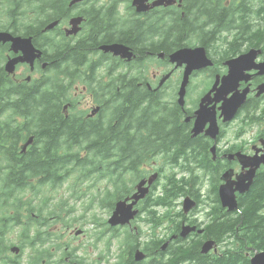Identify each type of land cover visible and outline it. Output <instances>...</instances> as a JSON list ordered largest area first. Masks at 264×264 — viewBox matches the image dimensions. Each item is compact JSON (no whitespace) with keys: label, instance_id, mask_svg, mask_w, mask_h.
I'll return each instance as SVG.
<instances>
[{"label":"flooded vegetation","instance_id":"af4514ba","mask_svg":"<svg viewBox=\"0 0 264 264\" xmlns=\"http://www.w3.org/2000/svg\"><path fill=\"white\" fill-rule=\"evenodd\" d=\"M71 1L69 0L63 9L58 8L57 18L38 26L39 30L31 31L30 36L35 40L36 46L42 49L43 55L35 62L34 69H31L27 63L18 64L13 77L22 84L42 79L44 84L58 81L59 95L63 100L60 105V123L58 130L53 132L46 127L45 135L69 143V148L60 151V154L78 156L85 160L86 157L99 156L102 149L109 151L115 148L118 143L124 149V163L116 173L123 172L125 178L121 181H115V177L101 179L99 189L106 186L113 189L119 184L120 187L129 189L126 194L129 196L132 195L130 189L133 187L135 192L142 178L148 179L158 173L148 200L155 196L157 188L164 187V182H168V179L164 180L163 173L164 168L170 165L173 171L169 174V182L174 179L180 181L182 185L186 183L188 190L185 189L184 194L189 195L195 205L188 211L184 209V204L178 208L176 215L179 219L165 223L168 225L167 230H170L168 235L177 234L186 222L197 224L203 232L200 233L197 229L185 238L188 242L195 241L202 237L199 235L204 234L209 225L215 224L217 218L225 219L228 215L236 213L227 211L218 193V188L227 182L225 176L231 173L230 180L236 181L239 175L248 173L249 167L244 168V164L250 160L249 157L264 154V93L258 95V87L264 83V74L258 75L253 71L254 75L249 83L245 81L240 83L241 90L248 84L251 85L248 99L233 121L224 122L220 117L219 109L224 100L218 102L217 91L212 93L210 91L215 78L221 74L217 72V61L225 65L226 58L220 55V60H216L213 68L197 73V75H205V85L196 96H191V93H194V85L192 88L194 77L191 78L187 86L185 104L181 105L178 99L184 71L183 69L172 71L167 68L170 54L174 50L152 53L147 50L142 52L137 47L129 46L134 56L128 60L101 49L100 46L105 44L102 43L105 35L116 36L111 40L119 43H123L120 42L122 38H130L131 29L130 31L128 29L131 28V21L128 5L121 11L119 4L111 3L112 0H84L74 5L70 4ZM74 17L82 18L81 30L76 34H68L67 30L72 27L70 22ZM54 21L58 22L57 25L51 30H45ZM140 23L143 24L142 21ZM132 24L135 38L145 37V33L140 31L141 24L133 22ZM36 25L37 22H28L25 27L32 29ZM110 26L119 28L111 31ZM123 27L128 29L124 31ZM111 40L108 43H113ZM59 42L63 43V46L59 45ZM55 43H58V50L61 53L55 54L56 51L50 49ZM71 47H80L86 51L72 52L68 50ZM16 55L12 51L7 52V57ZM51 60L58 61L60 68L48 69ZM147 60L158 61L164 71L160 70V73H156L155 68H145ZM258 61H264V50ZM45 62L47 65L43 69ZM21 68L23 70L20 72ZM27 69L33 73V76H24ZM149 72L152 74L150 75ZM176 72L180 74L179 77L178 75L175 77ZM37 73L39 75L34 78ZM169 73L171 75L168 76ZM135 93L141 95L140 100L135 108H129L132 105L125 98L130 96L135 100L137 97H132ZM206 95L207 99L211 100L207 110L216 113L218 118L219 132L215 136L208 132L211 122L205 125L200 134L194 135L193 131L197 111ZM230 96L231 94L228 95ZM246 104L249 106L244 108ZM246 109L252 110L250 118L245 117ZM17 122H21V119H17ZM232 124L236 126L231 127ZM233 129L236 130L235 135L229 136ZM31 136L34 137L33 142L28 147L35 142V134H31L26 141L20 143L21 148ZM157 156L164 160L159 168L157 161L153 160ZM133 159H139L137 169H131ZM119 160L120 158L116 159ZM183 160L184 164H182ZM114 162L115 160L112 159L110 164ZM152 162L153 168L150 167ZM99 168L103 166L99 167L96 160L91 181L99 177ZM262 169H264L263 164L257 170L253 185ZM182 171L186 172V178L179 180L178 174ZM130 173L135 174V180L131 179ZM206 176L210 178L209 184L205 180ZM239 195L237 193L238 198ZM146 204L145 200L138 205L139 215L128 227L137 229V220L145 217L149 211ZM4 212V209H0V215ZM12 217L13 214L11 219ZM7 220L0 224L4 226L6 233H10L8 229L13 226H9ZM103 226L101 225L100 229ZM126 227L119 226L113 229L109 226L103 227V232L111 233ZM207 239L203 238V242ZM77 248L80 250L81 246ZM110 256L105 262L99 259L92 261L91 264H111L114 254ZM112 264H115L114 261Z\"/></svg>","mask_w":264,"mask_h":264},{"label":"trees","instance_id":"16d2710c","mask_svg":"<svg viewBox=\"0 0 264 264\" xmlns=\"http://www.w3.org/2000/svg\"><path fill=\"white\" fill-rule=\"evenodd\" d=\"M68 1L0 0V29L30 35L32 30H39L38 26L57 18L58 8L66 7ZM144 21L147 24L144 25ZM25 22H37V25L31 29L25 27ZM133 23L141 24L140 31L145 33V37L135 38L133 28L123 27L124 31L131 29L130 38L115 41L137 47L142 52H170L194 46L195 42L208 49L216 47L215 54L221 53L226 58L254 45L264 48V0H183L182 8L159 7ZM118 28L110 26L111 31ZM114 38L116 36L105 35L102 43L107 44ZM59 45L63 46V43L59 42ZM6 47L0 46V209H4L6 214H11L12 210L15 213L12 219L16 224L22 223L19 211H27L28 229L31 225L36 229L34 234L25 232L19 236L22 244L33 250L29 261H12L11 264H43L48 243L52 238L54 241L59 238L49 230L42 232L43 225L51 217L67 226L74 225L79 219L77 215H73L75 210L72 206L69 208L68 200L58 203L61 208L58 211L56 197L46 192L44 187L63 184L72 173H78V183L79 177L85 182L93 174L96 160L99 167L103 166L98 170L99 180L106 177L117 179L120 176L124 179L123 172L116 173L124 163V149L118 143L115 148L109 151L102 149L99 156L86 157L85 160L78 156L60 154V151L69 148V143L45 135L46 127L53 132L58 130L60 123V105L63 100L59 95V83L51 81L44 84L43 79L23 84L15 82L4 68L8 52ZM58 48V43L50 46V49L56 51L55 54L61 53ZM68 50L86 51L80 47ZM59 68L58 61L51 60L48 69ZM223 70L222 63H219L217 72L223 73ZM140 96L135 93L132 96L137 97L135 100L126 96V101L132 105L129 108L136 107ZM248 106L246 104L244 108ZM244 111L245 117L250 118L252 110ZM20 118L24 120L18 123L17 119ZM30 134H35V142L22 152L20 143ZM117 158L120 160L116 161ZM112 159L115 162L110 164ZM138 163L139 159H133L131 169H137ZM124 188H116L117 193L121 191V197L129 192L127 187ZM185 189L188 190L186 183L182 185L180 181L172 179L162 196L155 195L146 200V206L150 209L148 221L157 225L163 223L165 217L159 214L157 207L172 206L173 201L184 195ZM74 195L75 199L82 197ZM239 200L240 209L235 215H228L225 219L217 218L215 224L209 225L205 233L199 235L202 237L193 242L180 239L179 242L170 244L166 250L163 249L166 236L147 237L141 230L142 234L135 237L134 232L126 230V243H123L124 247L116 264H251V254L264 250V170L260 171L250 192L240 195ZM96 203L97 200H90L87 210L92 209V205ZM31 212L34 216H30ZM203 238L226 240L230 246L225 251L221 249L218 253L204 254L201 250ZM10 242L11 238L6 236L4 226L0 224V264H9L4 254L8 251ZM139 246H143L147 253L142 261L136 260L134 256ZM124 253L130 256L124 258Z\"/></svg>","mask_w":264,"mask_h":264},{"label":"water","instance_id":"95a60500","mask_svg":"<svg viewBox=\"0 0 264 264\" xmlns=\"http://www.w3.org/2000/svg\"><path fill=\"white\" fill-rule=\"evenodd\" d=\"M84 0H72L71 5L83 2ZM177 2V0H133L132 5L136 7L137 12H147L151 9L160 6H170ZM57 21L50 23L46 30L53 29L57 25ZM71 28L67 30L68 34H76L81 30V17H74L71 19ZM11 43V50L14 53H19L14 57H10L5 64V70L12 74L16 72L17 65L19 63H29L34 69V65L37 59L43 55L42 49L38 48L33 40L32 36L14 35L10 31L0 30V44ZM104 52H111L114 55L122 56L131 60L134 56L131 48L125 44L114 42L107 43L100 46ZM262 54L261 49L252 48L249 51L238 55L237 57L226 60L225 64L228 66V72L223 77L218 75L213 89L210 91H217L218 102L224 100L220 106L221 117L224 121L232 120L239 112L240 108L247 100V95L250 92V86L239 89L242 81L249 82L253 76V70H258V75L264 74V61L258 62V57ZM172 63H176V67L185 65L184 81L180 91V104H184V95L186 92V86L190 81V76L195 70L204 69L214 62L209 57L208 50L205 46L196 47H182L170 55ZM46 66V64L44 65ZM264 93V84L259 86L258 95ZM231 94L230 97L228 95ZM209 95V94H208ZM216 100V99H215ZM211 103V100L207 99V95L201 101V108L197 111V118L195 121V127L193 129L194 135L201 133L208 122L210 126L208 132L215 136L219 132L218 121L216 113L208 111L207 107ZM33 142L31 137L24 145V149ZM250 160L244 164V168L249 167L248 173H242L238 176L236 181L230 180L231 173L225 176L227 182L220 186L219 194L224 207H227L229 211H235L239 208L237 200V192L244 194L249 191L253 185L254 178L256 176L257 169L264 163V154L261 156L249 157ZM156 175H153L149 179V184H152ZM146 180L141 181L137 186V192L134 193L131 198L128 197L123 200H119L116 204V209L113 216L110 218V223L114 226L125 225L129 223L138 213L137 209H134L135 205L148 194L150 187L145 186ZM132 199V201H130ZM195 205V202L188 196L184 202V208L188 211ZM196 229V226L184 225L181 236L187 237L190 232ZM203 230H199L202 232ZM82 233V230H78L76 234ZM215 240H208L202 246V252L204 254L209 253L215 245ZM168 242L164 244L163 249H166ZM13 251L19 252L20 248L14 246ZM146 254L138 249L136 252V259L143 260ZM251 264H264V251L258 252L251 258Z\"/></svg>","mask_w":264,"mask_h":264},{"label":"rangeland","instance_id":"374dc122","mask_svg":"<svg viewBox=\"0 0 264 264\" xmlns=\"http://www.w3.org/2000/svg\"><path fill=\"white\" fill-rule=\"evenodd\" d=\"M119 4V8L121 11H123L125 9V6L128 5V2L125 0H120L118 2ZM1 26V25H0ZM197 43H193V45H196ZM215 50L216 47H213L211 49V52L215 54ZM221 55V53H217L216 57L219 58ZM148 69H157L156 73H160L159 71H164L162 69H164L158 61H150L147 60L145 62V68ZM167 68H170L175 71L179 68L174 67V65L169 64L167 66ZM21 70H23L22 68L19 70L21 72ZM172 70V71H173ZM181 69H179L180 71ZM158 71V72H157ZM149 74L151 75L152 73L149 72ZM33 76V73L27 69L24 73L25 77L28 76ZM39 75V73L34 75V78H36ZM147 75V74H146ZM178 72H176L175 77H177ZM180 76V74L178 75V77ZM205 75L204 74H198L195 76V78L192 80V88L194 85V93H191V96H196L197 93L201 90V88L205 85V81H204ZM235 124H232L231 127H235ZM236 130L233 129L230 131L229 136H234L235 135ZM25 141V140H24ZM23 141V142H24ZM157 161V167L159 168L160 166L163 165L164 160L161 157H155V159ZM182 164H184V160L182 162ZM150 167L153 168V162L150 164ZM173 171V168L168 165L164 168V176H169V174ZM76 174H73L72 176H70L68 178V180L63 183V184H59L56 185V187L54 185H46L44 187V190L46 192L51 193L52 195H54L56 197L55 199V203L58 204L60 203V201L63 200H71L69 202V205H74L75 209L77 210L76 213H78L79 215L82 214V219H80V221L78 222V224L72 226V227H67L65 224L63 223H57L54 224V221H52L53 224V228L51 229V231L56 235L59 236V240L56 242V247L59 246H66V245H70L72 248H77V246H81V249H77V252L75 254V256H79L81 258H84L85 262L84 264H91L92 261L94 260H104L103 262H105L106 258L111 257L110 255H115V257L117 256L118 253V248L121 244V239L120 237L122 236L123 232L121 230V232H118V235L116 238L113 237V232L111 233H106V234H102L101 232H103V227L100 228H96L94 229L93 224H91L88 219H90V217L92 216L93 213H97L99 218L103 221L105 219H108L110 214L107 212V210L105 209H101V208H97V207H92V209L87 210V207L90 204V200H91V195L94 194L98 197V199L103 196L107 191H110L112 188L109 186H106L105 188L99 189L100 187V183L101 180H99V178L96 179V177L94 178L93 181H91V177L86 180L84 183L82 184H78V187H76V190H74L73 188L75 187V180H76ZM186 176V172L182 171L179 173L178 177H184ZM131 177V176H130ZM131 179L133 180L134 177H131ZM209 177H205V180L207 182V184H209ZM98 181V182H96ZM118 187H120V185H117ZM138 189H136L137 191ZM82 192V193H81ZM74 194H82V197L75 201L72 199V195ZM183 197L184 196H179L175 201H173V209L177 210L178 208H181L183 206ZM59 205V204H58ZM58 208H56L57 210L61 211L60 205L57 206ZM164 206H159V208H163ZM25 214V210L22 211ZM84 212L86 214H84ZM145 226V230L148 232V237L153 236L152 235V231H151V227L146 224ZM23 229V226H14L13 228H9L8 232L9 236L11 238V246L14 244H19L21 246L20 243V238L18 237V233L21 232V230ZM76 229H82L84 230L83 234L76 236L75 235V230ZM101 234V239L97 240L96 237ZM107 240L110 241V245H108ZM51 245V242L48 244ZM55 245V242H54ZM10 247V246H9ZM33 253L32 248L30 247H23V256L21 258L23 263H26L27 260H29V257H31V254ZM7 255L11 256L12 258H15L17 255H15V253L11 252V248H9V250L6 253ZM113 260H111V264H112ZM54 264V263H53ZM63 264H70L68 261H65V263ZM105 264V263H102Z\"/></svg>","mask_w":264,"mask_h":264}]
</instances>
